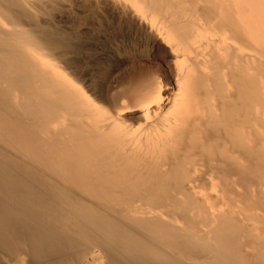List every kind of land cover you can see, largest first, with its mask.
I'll return each mask as SVG.
<instances>
[{"label": "bare ground", "instance_id": "bare-ground-1", "mask_svg": "<svg viewBox=\"0 0 264 264\" xmlns=\"http://www.w3.org/2000/svg\"><path fill=\"white\" fill-rule=\"evenodd\" d=\"M0 264H264V0H0Z\"/></svg>", "mask_w": 264, "mask_h": 264}, {"label": "rangeland", "instance_id": "rangeland-1", "mask_svg": "<svg viewBox=\"0 0 264 264\" xmlns=\"http://www.w3.org/2000/svg\"><path fill=\"white\" fill-rule=\"evenodd\" d=\"M93 24V23H92ZM83 30L81 31V32H79V38H78V40H79V42L77 43V45L79 46L78 48H79V52L77 53V56L75 57L74 56V58H73V64H74V71L75 70H77L76 71V73L73 71V73L75 74V75H77V76H75L76 78H78L79 79V83L83 86V88L85 89V90H91V91H94L95 92V89H94V86L93 85H91V84H89L88 82H87V79H86V76L87 75H85V74H87V71H88V68H90V66L92 65V64H94V62H96L97 60V57H98V54H99V51H98V54H97V52H95L94 51V49H96V48H98L99 46H100V44L102 43V45H104L105 43H104V38H103V35H102V33L98 30V29H95L94 28V30H93V32H91L92 30L90 29H84V28H82ZM86 30H87V32H86ZM89 32H91V33H89ZM84 33V34H83ZM94 35H93V34ZM92 35V36H91ZM88 36V37H87ZM81 38V39H80ZM95 41V42H94ZM88 43V44H87ZM100 43V44H99ZM83 44H84V46H83ZM94 45H95V47H94ZM99 45V46H98ZM85 47H88V48H85ZM82 48V49H81ZM90 49V50H89ZM84 50H86V51H92L95 55L93 56V57H88L85 53V51ZM84 52V53H83ZM92 52H91V54H92ZM87 56V57H86ZM94 58H95V60H94ZM85 60V61H84ZM76 61V62H75ZM83 62V63H82ZM159 61L158 60H155V59H151V60H145V61H143V62H141V64L139 65V68L142 70L141 71V77H140V79L141 80H139V81H137L135 84L136 85H134V84H131V85H133V88H132V86L130 85L129 86V89L122 95L123 97L125 96V98H123L122 96L120 97V99H119V104L120 103H123V102H125V103H129V101H130V103L132 102H136V99L138 100L139 98H140V94H141V92H143L144 91V93H145V91H146V89H148L149 87H152V86H154L155 85V83L158 81H160L161 83H163V86L165 87H163V94L166 96V95H168V93H169V88H168V83H169V80L167 79V77H166V75H165V70L162 68V65L161 64H159L158 63ZM87 65H86V64ZM90 63V64H89ZM81 64V65H80ZM158 66H157V65ZM83 65H84V67H86V68H84L83 67ZM161 65V66H160ZM77 68H76V67ZM91 68H92V66H91ZM68 71V70H66V69H63V71ZM84 71V72H83ZM85 73V74H84ZM128 73H126L125 72V74L124 75H127ZM144 74H145V76H144ZM83 75V76H82ZM83 77H85V80H83ZM143 77V78H142ZM80 79H82V80H80ZM143 80V81H142ZM140 81H142L141 83H140ZM148 81H149V83H148ZM83 82V83H82ZM145 82H146V84H145ZM153 82V83H152ZM155 82V83H154ZM157 82V83H158ZM85 83H88L87 85V87H86V84ZM138 83V84H137ZM148 83V84H147ZM156 83V84H157ZM167 83V84H166ZM152 84V85H151ZM90 85V86H89ZM138 85V86H137ZM140 85V86H139ZM85 86V87H84ZM144 86H148L147 88H145ZM143 87V88H142ZM137 88H139L138 89V91H137ZM94 89V90H93ZM131 89V90H130ZM142 89V90H141ZM111 90V89H110ZM105 91H107L109 94H111L110 93V91L109 90H105ZM129 91V92H128ZM90 93V92H89ZM108 93H107V95H108ZM128 93V94H127ZM93 95V94H92ZM94 95H95V97H97V95L94 93ZM94 95L93 96H91L92 98L94 97ZM141 95H143V94H141ZM95 100V99H94ZM96 101H97V99H96ZM129 103V104H130Z\"/></svg>", "mask_w": 264, "mask_h": 264}]
</instances>
